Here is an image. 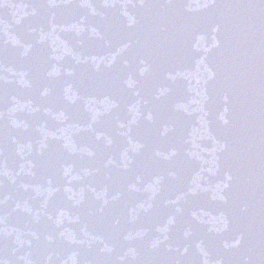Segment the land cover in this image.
<instances>
[{
    "label": "water",
    "instance_id": "obj_1",
    "mask_svg": "<svg viewBox=\"0 0 264 264\" xmlns=\"http://www.w3.org/2000/svg\"><path fill=\"white\" fill-rule=\"evenodd\" d=\"M0 264H204L119 0H0Z\"/></svg>",
    "mask_w": 264,
    "mask_h": 264
}]
</instances>
